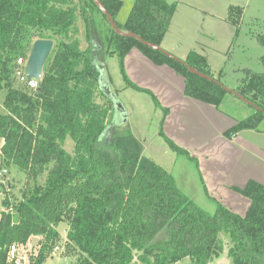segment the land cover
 <instances>
[{"label": "trees", "instance_id": "obj_1", "mask_svg": "<svg viewBox=\"0 0 264 264\" xmlns=\"http://www.w3.org/2000/svg\"><path fill=\"white\" fill-rule=\"evenodd\" d=\"M99 1L122 32L161 46L173 5L136 0L119 24L115 17L120 2ZM92 10L107 23L92 0H0V158L4 166L23 172L29 184L13 208L7 199L1 202L0 264H10L11 245L31 244L32 238L38 239V255L29 264H43L60 240L56 229L62 223L68 227L66 247L79 255L78 264H211L224 245L230 264H264L263 186L248 182L243 189L234 188L249 202L243 216L219 203L208 214L178 189L167 171L142 155L132 134L112 132L111 113L115 116L119 110L111 88L103 91L93 62ZM242 14L241 8L229 9L235 35ZM79 22L89 45L84 51L77 38ZM107 26V55H117L121 63L138 49L153 64L181 76L186 97L218 107L227 94L188 72L187 66L213 78L204 56L191 51L181 65ZM36 40L56 41L38 87H12L17 59ZM257 41L263 48L261 71L245 69L232 90L262 112L254 110L228 130V139L241 131L260 130L264 122V34ZM99 94L108 107L96 102ZM161 136L170 150L188 157L186 150ZM67 138L74 144L72 153L63 149ZM44 174V183L38 185Z\"/></svg>", "mask_w": 264, "mask_h": 264}, {"label": "rangeland", "instance_id": "obj_2", "mask_svg": "<svg viewBox=\"0 0 264 264\" xmlns=\"http://www.w3.org/2000/svg\"><path fill=\"white\" fill-rule=\"evenodd\" d=\"M85 1L89 3V0ZM117 1L120 6L115 20L123 24L136 0ZM165 1L174 7L160 46L163 51L181 61L191 51L204 56L213 79L220 78V83L231 90L237 86L245 69L261 71L263 48L258 44L257 36L264 34V0ZM232 7L243 11L237 35L236 29L228 22ZM92 19L95 25L92 30L93 62L101 87L105 91L109 86L127 111L126 125L121 120L114 121L115 116L111 113L109 127L112 132L132 134L141 144L142 155L167 171L178 189L206 213L213 214L219 203L243 216L249 202L234 188L243 189L248 182L264 187V122L260 130L241 131L228 139L224 134L251 116L253 108L229 93L218 107L186 97L183 78L167 66L154 65L138 49H132L121 63L117 55H107L111 35L107 23L94 10ZM77 38L80 50H86L89 45L81 22ZM52 42L54 47L56 41ZM30 50L21 57L25 65ZM127 81L151 95L136 91ZM11 84L23 89L17 82ZM96 102L109 106L101 94L96 97ZM161 133L186 150L188 157L178 156L170 150ZM2 144L0 140V148ZM73 148V142L67 138L63 149L72 153ZM2 170L7 174L0 178V212L4 199L13 208L29 187L24 173L13 166H4L0 158V172ZM45 176H40L36 183L42 185ZM67 229L64 223L57 227L60 240L47 252L43 264H78L79 255L71 252L65 244ZM223 241L227 242L226 239ZM37 244L38 239L34 247L30 243L17 245L21 264H29L36 258ZM177 264L190 263L184 260ZM211 264H230L226 245L223 253Z\"/></svg>", "mask_w": 264, "mask_h": 264}, {"label": "water", "instance_id": "obj_3", "mask_svg": "<svg viewBox=\"0 0 264 264\" xmlns=\"http://www.w3.org/2000/svg\"><path fill=\"white\" fill-rule=\"evenodd\" d=\"M92 1L95 4V6L97 7V9L105 16L107 23L109 24L110 28L112 29V31L116 35L135 39L136 41H138L143 46H145V47H147L153 51L160 52L164 56L169 57L170 59L180 63L181 65H185L183 61L178 60L174 56L163 51L160 47L142 40L141 38H139L135 34L122 32L120 29H118L115 22L113 21V19L111 18V16L107 12V10L103 7L101 2L99 0H92ZM52 48H53V42L51 40H36L33 42L32 46H31L30 54H29V57H28V60L26 62L25 69H24V73L27 77V80L33 79V80L39 81L41 79L44 64L47 61V59L51 53ZM187 70L189 73H191V74H193V75H195L201 79H204L208 82H212V83L216 84L221 89H223L226 93H229V94L235 96L240 101L249 105L255 111L262 112L257 106H255L252 103H250L249 101H247L244 97L239 95L237 92H235L229 88L224 87L220 82H217L213 78L206 76V75L196 71L195 69H193L192 67H189V66H187ZM113 102H114L116 109L119 110V108L121 107V104L119 102H117V100H113ZM263 114H264V112H263ZM36 242H37V238H32L31 239V247H34Z\"/></svg>", "mask_w": 264, "mask_h": 264}, {"label": "built area", "instance_id": "obj_4", "mask_svg": "<svg viewBox=\"0 0 264 264\" xmlns=\"http://www.w3.org/2000/svg\"><path fill=\"white\" fill-rule=\"evenodd\" d=\"M25 63L21 58L17 59L16 61V69L14 72V78L16 82L21 85L27 91L35 90L38 87L39 81L36 80H27V77L24 73ZM7 174L6 170H2L0 172V178H3ZM19 248L17 245L13 244L9 247L8 254H7V261L10 264H21V258H19Z\"/></svg>", "mask_w": 264, "mask_h": 264}, {"label": "crops", "instance_id": "obj_5", "mask_svg": "<svg viewBox=\"0 0 264 264\" xmlns=\"http://www.w3.org/2000/svg\"><path fill=\"white\" fill-rule=\"evenodd\" d=\"M185 58V57H184ZM149 61V60H148ZM155 65V64H154ZM160 67H163V66H160ZM159 69H162V68H159ZM182 82H183V80H182ZM117 102H119L118 100H117ZM120 104H121V106L122 107H120L119 108V111H117L116 112V115H115V117H114V121H116V120H121V122H122V124L123 125H126V123H127V120H128V117H127V111H126V109L124 108V106L122 105V103L121 102H119Z\"/></svg>", "mask_w": 264, "mask_h": 264}]
</instances>
